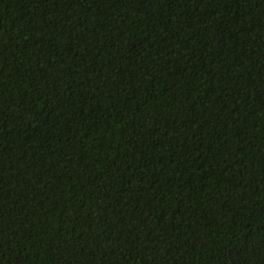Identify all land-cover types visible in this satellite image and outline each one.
I'll use <instances>...</instances> for the list:
<instances>
[{
	"label": "trees",
	"instance_id": "obj_1",
	"mask_svg": "<svg viewBox=\"0 0 264 264\" xmlns=\"http://www.w3.org/2000/svg\"><path fill=\"white\" fill-rule=\"evenodd\" d=\"M0 264H264V0H0Z\"/></svg>",
	"mask_w": 264,
	"mask_h": 264
}]
</instances>
